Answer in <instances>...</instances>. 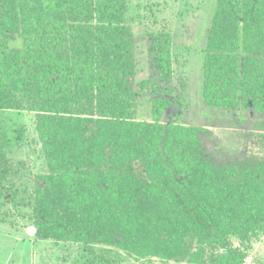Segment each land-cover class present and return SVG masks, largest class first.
<instances>
[{"label":"trees","instance_id":"obj_1","mask_svg":"<svg viewBox=\"0 0 264 264\" xmlns=\"http://www.w3.org/2000/svg\"><path fill=\"white\" fill-rule=\"evenodd\" d=\"M128 5L0 0V111L34 112L44 158L34 183L5 180L13 142L0 124V192L37 238L99 264H245L264 234V159L217 162L202 127L161 121L162 97L139 113ZM213 5L203 101L243 121L264 113V0ZM156 15L147 54L169 76L172 21Z\"/></svg>","mask_w":264,"mask_h":264},{"label":"rangeland","instance_id":"obj_2","mask_svg":"<svg viewBox=\"0 0 264 264\" xmlns=\"http://www.w3.org/2000/svg\"><path fill=\"white\" fill-rule=\"evenodd\" d=\"M213 2L215 0H129L124 24L130 26L136 44L133 84L140 96L146 97L140 101L139 113L147 118L151 97H162L168 107L161 121L202 127L205 147L217 162L264 159V113H253L241 121L231 112L208 108L203 101L202 49ZM156 14L159 20L172 21L174 40L169 76L154 68L147 54L148 32L157 29V24H151ZM137 81H140L139 87L144 85L143 89L138 87ZM0 124L13 142L6 149L11 169L5 180L19 179L18 182L29 184L31 179L34 183L44 165L41 148L36 142L34 112L1 110ZM2 195L0 192V264L100 263L90 260V252L82 245L37 238L28 209L5 201ZM245 264H264V234L254 240Z\"/></svg>","mask_w":264,"mask_h":264}]
</instances>
